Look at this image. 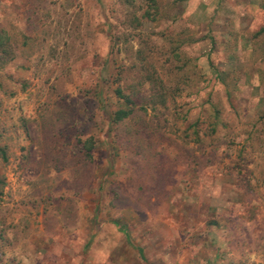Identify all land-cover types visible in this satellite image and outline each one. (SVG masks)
<instances>
[{
	"label": "rangeland",
	"instance_id": "rangeland-1",
	"mask_svg": "<svg viewBox=\"0 0 264 264\" xmlns=\"http://www.w3.org/2000/svg\"><path fill=\"white\" fill-rule=\"evenodd\" d=\"M261 4L157 0L147 16L143 0H0V31L13 42L0 67V141L12 113L21 135L15 150L0 143V241L10 244L7 230L18 226L26 250L8 264H236L237 228L251 242L264 221L253 214L238 225L231 213L185 202L177 186L201 172L227 175L258 198L249 156L264 143V23L253 27L240 13L264 11ZM77 67L90 78L79 110L71 84L59 94ZM154 81L178 85L176 102L162 105ZM118 85L137 104L117 124L104 114L100 139L113 140L96 163L99 121L93 114L81 125L80 112H92V97L105 92L116 109ZM38 99L56 109L51 134L33 127ZM117 128L131 131L117 138Z\"/></svg>",
	"mask_w": 264,
	"mask_h": 264
},
{
	"label": "clouds",
	"instance_id": "clouds-1",
	"mask_svg": "<svg viewBox=\"0 0 264 264\" xmlns=\"http://www.w3.org/2000/svg\"><path fill=\"white\" fill-rule=\"evenodd\" d=\"M261 8H264V4H261ZM209 11H211V8H209ZM240 14L248 15L253 27L264 23V11H261L260 8H256L255 6L250 7L247 13L242 11ZM76 73L75 79L69 78L62 80L59 94L62 95L66 92L67 85L71 84L72 94L69 97V101L72 103L75 100L76 103L72 104V107L79 110V106L83 104L84 99L88 98L86 96L81 98V93H83L85 88L89 87L90 78L87 72L80 70L79 67H77ZM92 99L94 101L98 99L99 102L92 112L88 114L80 112V116L83 117L80 123L81 125L87 124L88 117L93 114H95L96 119L99 121V126L93 131V134L97 138L98 148V151L95 153L96 163H99L103 158L101 153L113 140V136L111 135L108 136L106 141H101L100 139L106 131L103 116L104 114L111 115L110 101L107 99L106 92L102 93L99 98L93 96ZM41 105L44 106L41 107ZM37 107L39 119L33 127L38 129L40 124L43 123L49 134H51L53 131L51 121L56 109L50 104H45L43 99H38ZM11 115L12 118L6 120L5 127L7 128V132L0 143L8 144L15 150V147H18L21 143L19 129L18 127H13L19 117V113H12ZM88 126L91 127L90 124ZM129 132L117 128L115 135L117 138H126ZM261 140L264 141V135L261 136ZM249 159L255 160V163L250 166L255 171V176L249 177V179L253 181V185L259 184L260 186L256 193L258 198L253 199L251 194L246 195L244 187H236L238 181L235 177L225 175L223 178L213 179L205 176L203 172L200 173V179L198 181L182 178L181 184L177 186L179 189V197L193 205L207 206V209L215 210L217 213H231L234 218L240 217L236 223L241 226L246 224L253 214L257 215L261 221H264V174H262L264 173V143L260 145L259 151L254 156H249ZM19 232L20 229L18 226L8 229L6 239L10 244H5L0 241V264H8L10 259H24L26 250L23 248V243H18ZM236 237L240 238V244L234 251L229 252V259L234 260L236 264H264V229L259 233H253L251 242L248 241L247 235L240 231V228H237L236 234L232 239H236ZM227 244V240L220 241L218 242V247L222 251H227ZM25 264H27V261H25Z\"/></svg>",
	"mask_w": 264,
	"mask_h": 264
},
{
	"label": "trees",
	"instance_id": "trees-1",
	"mask_svg": "<svg viewBox=\"0 0 264 264\" xmlns=\"http://www.w3.org/2000/svg\"><path fill=\"white\" fill-rule=\"evenodd\" d=\"M143 1L146 5V9H145L146 15L150 16V14H153V16H154L155 10L157 11V9H156L157 8V0H143ZM12 44H13V42H12L11 36L8 35V33L5 31H0V63H2L0 65V67L3 65V63L8 62L12 58V56H13ZM147 49L149 52L147 57L149 59H151L152 55L150 52V47H148ZM147 49L141 50V52L144 53L147 51ZM137 52H139V54H140V51H137ZM167 55H168L167 58L171 62H172L173 58L175 60L178 59L179 55H180L179 47L178 46L172 47V49L167 53ZM185 64L186 63H184L182 66L179 65L180 66L179 67L180 72L178 73L179 76H183V75L186 76L185 75L186 72L182 71V70H184ZM117 75H118L117 78L120 79L121 72H119ZM151 83L159 84L160 92H161L160 93L161 96H160L159 101L162 105H165L167 103V101L176 102L177 98L179 97V89H180V87H178V85L176 87H169V86H166V84L163 85L160 81H154ZM183 84L186 86L189 85L187 82L183 83ZM114 93L117 96V98L121 101H120V103L116 109L110 111L111 115L107 114V118H108V121L110 123L117 124V123L122 122L124 119L128 118L130 115L133 114L137 102L134 101L133 99H131L130 95L123 93V88H121L120 85H118L115 88ZM195 132H196V134H198L196 130H195ZM197 139H200V137L198 136ZM87 141L90 142L89 140H86L84 144H85V148L87 149V153L89 154V151L93 148L92 147L93 144L89 143V145L86 146ZM0 156L3 160H7L6 152L1 147H0ZM122 230L126 234V230L125 229H122Z\"/></svg>",
	"mask_w": 264,
	"mask_h": 264
}]
</instances>
